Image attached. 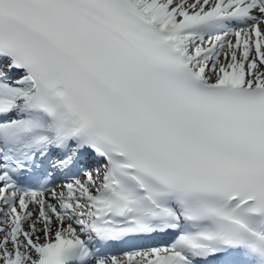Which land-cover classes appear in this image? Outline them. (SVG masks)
I'll list each match as a JSON object with an SVG mask.
<instances>
[{
  "label": "snow or ice",
  "instance_id": "obj_1",
  "mask_svg": "<svg viewBox=\"0 0 264 264\" xmlns=\"http://www.w3.org/2000/svg\"><path fill=\"white\" fill-rule=\"evenodd\" d=\"M0 264H264V0H0Z\"/></svg>",
  "mask_w": 264,
  "mask_h": 264
}]
</instances>
